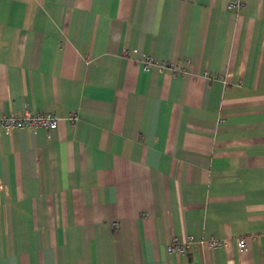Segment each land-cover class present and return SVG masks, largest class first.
I'll return each mask as SVG.
<instances>
[{"label":"crops","instance_id":"1","mask_svg":"<svg viewBox=\"0 0 264 264\" xmlns=\"http://www.w3.org/2000/svg\"><path fill=\"white\" fill-rule=\"evenodd\" d=\"M23 111L57 125L0 129V264H264V0H0Z\"/></svg>","mask_w":264,"mask_h":264},{"label":"built area","instance_id":"2","mask_svg":"<svg viewBox=\"0 0 264 264\" xmlns=\"http://www.w3.org/2000/svg\"><path fill=\"white\" fill-rule=\"evenodd\" d=\"M229 7H240L241 5L238 3H229ZM155 63L154 61L148 57L143 56L140 61V68L142 70H147ZM166 65L163 63L159 64L160 68H164ZM73 119V117H71ZM57 125V118L51 113H29L27 111H23V113L19 116H4L0 117V129L11 131L14 129H35L40 128L43 130L54 129ZM192 243V240L189 237H186L183 241L172 237L170 238L165 246L164 250L167 254L171 255H184L186 248L189 244ZM207 245L210 247H218L221 245V241L218 239L210 238L207 240ZM238 250H241L245 247V239L239 238L236 241Z\"/></svg>","mask_w":264,"mask_h":264}]
</instances>
